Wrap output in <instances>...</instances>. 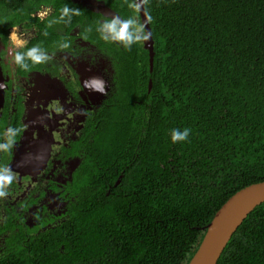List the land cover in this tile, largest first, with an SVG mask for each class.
Masks as SVG:
<instances>
[{
    "label": "trees",
    "instance_id": "16d2710c",
    "mask_svg": "<svg viewBox=\"0 0 264 264\" xmlns=\"http://www.w3.org/2000/svg\"><path fill=\"white\" fill-rule=\"evenodd\" d=\"M143 1L153 71L145 32L122 5L126 28L106 19L124 32L112 51L117 85L89 123L71 217L4 264H189L217 211L264 182V0ZM23 22L39 30L33 47L57 41L58 27L111 41L72 0H0L3 37ZM218 264H264V203Z\"/></svg>",
    "mask_w": 264,
    "mask_h": 264
},
{
    "label": "flooded vegetation",
    "instance_id": "af4514ba",
    "mask_svg": "<svg viewBox=\"0 0 264 264\" xmlns=\"http://www.w3.org/2000/svg\"><path fill=\"white\" fill-rule=\"evenodd\" d=\"M72 1L96 13L111 41L92 42L88 37H97L80 26L68 32L58 27L57 41L33 47L39 30L27 22L11 26L6 38L0 33V177L8 180L0 183V264L12 254H31L43 234L71 217L89 123L115 91L119 74L112 51L122 42L106 19L125 28L118 11L123 5L144 30L137 0ZM40 10L46 18L55 14L53 4ZM91 71L98 81L93 91Z\"/></svg>",
    "mask_w": 264,
    "mask_h": 264
},
{
    "label": "water",
    "instance_id": "95a60500",
    "mask_svg": "<svg viewBox=\"0 0 264 264\" xmlns=\"http://www.w3.org/2000/svg\"><path fill=\"white\" fill-rule=\"evenodd\" d=\"M142 25L145 31L144 48L149 51L150 71L154 67V42L143 0H137ZM118 21L120 19L115 16ZM91 91L97 87L95 74L88 72ZM152 80L149 90L152 89ZM105 91L103 90L102 93ZM103 95V94H102ZM101 95V96H102ZM264 203V182L247 186L234 194L215 214L206 227V234L189 264H218L228 243L245 219Z\"/></svg>",
    "mask_w": 264,
    "mask_h": 264
},
{
    "label": "clouds",
    "instance_id": "9594fccd",
    "mask_svg": "<svg viewBox=\"0 0 264 264\" xmlns=\"http://www.w3.org/2000/svg\"><path fill=\"white\" fill-rule=\"evenodd\" d=\"M111 28H113V30L115 29V25H112V26H109ZM125 28L127 27L126 25L124 26ZM119 38L123 39L124 38V32L121 31L120 34H119ZM19 59V57H18ZM187 136V131L184 132V134H177V133H174L173 134V141H177V140H183L185 137ZM5 181H8L6 178H2L0 177V183H3ZM4 195V193L2 191H0V196Z\"/></svg>",
    "mask_w": 264,
    "mask_h": 264
}]
</instances>
